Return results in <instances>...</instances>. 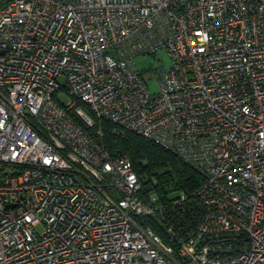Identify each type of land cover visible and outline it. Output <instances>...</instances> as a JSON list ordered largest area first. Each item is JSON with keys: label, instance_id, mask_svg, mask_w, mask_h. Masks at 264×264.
<instances>
[{"label": "built area", "instance_id": "obj_1", "mask_svg": "<svg viewBox=\"0 0 264 264\" xmlns=\"http://www.w3.org/2000/svg\"><path fill=\"white\" fill-rule=\"evenodd\" d=\"M2 1L0 264H264V0ZM101 123L199 184L142 193Z\"/></svg>", "mask_w": 264, "mask_h": 264}, {"label": "trees", "instance_id": "obj_2", "mask_svg": "<svg viewBox=\"0 0 264 264\" xmlns=\"http://www.w3.org/2000/svg\"><path fill=\"white\" fill-rule=\"evenodd\" d=\"M7 1L3 0L2 3ZM101 125L103 146L112 155L130 159L133 170L142 179V193L152 190L159 199H166L165 194L170 185H177L187 191L199 184L197 173L169 151L133 133L118 132L116 127L108 123ZM151 177L155 178V185L151 184ZM183 218L189 223V213L185 212Z\"/></svg>", "mask_w": 264, "mask_h": 264}, {"label": "rangeland", "instance_id": "obj_3", "mask_svg": "<svg viewBox=\"0 0 264 264\" xmlns=\"http://www.w3.org/2000/svg\"><path fill=\"white\" fill-rule=\"evenodd\" d=\"M134 63L149 91L156 92L158 88L156 68L160 65L162 68L168 69L170 63L167 55L164 52H159L156 55L139 56L134 59ZM57 101L62 104L67 102L64 91L58 93ZM115 130L120 132L119 128H115ZM40 229L41 228H38V231H40Z\"/></svg>", "mask_w": 264, "mask_h": 264}, {"label": "water", "instance_id": "obj_4", "mask_svg": "<svg viewBox=\"0 0 264 264\" xmlns=\"http://www.w3.org/2000/svg\"><path fill=\"white\" fill-rule=\"evenodd\" d=\"M59 82H60L61 84H64V79H63V78H60V79H59Z\"/></svg>", "mask_w": 264, "mask_h": 264}]
</instances>
